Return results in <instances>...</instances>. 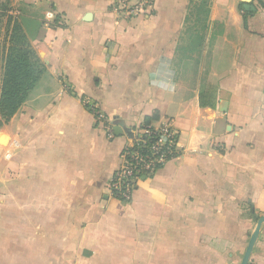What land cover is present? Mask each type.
<instances>
[{"label":"crops","instance_id":"obj_1","mask_svg":"<svg viewBox=\"0 0 264 264\" xmlns=\"http://www.w3.org/2000/svg\"><path fill=\"white\" fill-rule=\"evenodd\" d=\"M2 2L37 23L45 71L0 127V264H241L264 216V0L246 16L243 0L208 2L204 77L177 66L201 0H155L129 21L115 0ZM84 99L116 127L180 132L179 156L130 203L110 193L128 137L109 140ZM249 264H264V224Z\"/></svg>","mask_w":264,"mask_h":264},{"label":"built area","instance_id":"obj_2","mask_svg":"<svg viewBox=\"0 0 264 264\" xmlns=\"http://www.w3.org/2000/svg\"><path fill=\"white\" fill-rule=\"evenodd\" d=\"M154 2L155 0H115L113 10L119 17L129 21L135 17L152 15ZM13 16H18V13H14ZM46 16V22L49 24L53 13H47ZM57 24H61L60 20ZM83 103L95 117L97 127L104 131L109 140L114 139L116 125L101 114L94 103L85 99ZM131 130L132 136L128 138L127 145L121 153L123 163L114 173L110 183L111 195L125 203L133 200L142 181L151 179L156 171L179 156L180 132L174 127L172 120H165L159 127L143 124ZM135 145L137 148L131 150Z\"/></svg>","mask_w":264,"mask_h":264},{"label":"trees","instance_id":"obj_3","mask_svg":"<svg viewBox=\"0 0 264 264\" xmlns=\"http://www.w3.org/2000/svg\"><path fill=\"white\" fill-rule=\"evenodd\" d=\"M201 4L208 6L207 0H201ZM1 7V3H0ZM243 15L247 12L241 8ZM209 11H207L208 13ZM57 18L54 24H57ZM59 26V25H58ZM246 27V18H245ZM16 31L13 29L12 32ZM6 37V43H12V39ZM24 38L17 40L20 42ZM17 42V43H19ZM45 71V66L40 62L39 58L33 52L29 41L20 42L19 47H11L5 51L4 72L0 91V127L7 124L19 111L26 102L30 92L33 90L40 77ZM212 90L202 94L200 97V106L202 108H211L213 106ZM155 119L157 117H154ZM152 119L147 118L144 126L151 124ZM135 145L131 150L136 149Z\"/></svg>","mask_w":264,"mask_h":264},{"label":"rangeland","instance_id":"obj_4","mask_svg":"<svg viewBox=\"0 0 264 264\" xmlns=\"http://www.w3.org/2000/svg\"><path fill=\"white\" fill-rule=\"evenodd\" d=\"M208 2L210 0H207ZM201 3V2H200ZM194 4L189 16V24H187L184 37L185 51L179 54L177 59V66L179 72H194L195 75L202 77L205 76L207 68L210 64V53H205L204 42L202 41L201 33L206 34L207 27L205 26V20L208 15L207 7L203 4ZM7 2H2L0 7V52L2 53L11 47H19L20 42H27L28 35L32 34L36 29L37 23L34 21L24 20L22 15L19 17L11 16L8 12L9 7H7ZM31 18V15H28ZM13 29L16 31L12 32ZM12 39V43H6V38ZM28 34V35H27ZM19 38H24L22 41L17 40ZM203 36V35H202ZM19 42V43H17ZM189 70V72L187 71ZM1 91V89H0Z\"/></svg>","mask_w":264,"mask_h":264},{"label":"water","instance_id":"obj_5","mask_svg":"<svg viewBox=\"0 0 264 264\" xmlns=\"http://www.w3.org/2000/svg\"><path fill=\"white\" fill-rule=\"evenodd\" d=\"M243 2L245 3V5H244L245 11L254 10L252 5H251L252 0H243ZM115 134L116 135L125 134L128 138H130L132 136V130L128 129V128L123 129L122 127H116L115 128ZM143 180H145V178H143ZM263 224H264V216H262L257 222V227H256L255 231L253 232V234L251 235V238H250L249 243L247 245L245 254H244L243 259L241 261V264H249L251 255L253 253V249H254L255 244L259 238Z\"/></svg>","mask_w":264,"mask_h":264}]
</instances>
